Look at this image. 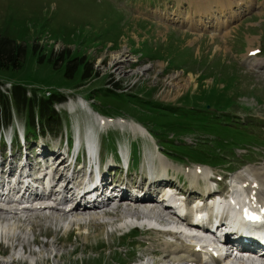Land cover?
Here are the masks:
<instances>
[{"label": "rangeland", "instance_id": "rangeland-1", "mask_svg": "<svg viewBox=\"0 0 264 264\" xmlns=\"http://www.w3.org/2000/svg\"><path fill=\"white\" fill-rule=\"evenodd\" d=\"M198 4L201 0H0V37L28 51L21 69L0 70V82L65 94L71 111L58 107L61 129L45 130L36 143L41 145L19 147L12 156L8 148L0 151V169L7 170V160L19 167L38 151L57 149L61 138L65 147V132L68 138L78 129L85 135L95 125V113L123 119L101 133L106 161L116 155L110 149L116 143L134 158L130 172H111L114 182L118 177L145 182L153 157L158 169L162 157L170 169L178 168L174 175L183 171L177 178L187 191H193L187 173L195 165L210 166L230 182L248 165L264 166V0L232 6L235 17L217 6L198 17ZM258 48L261 54L246 57ZM62 53L78 62L84 57L91 78H82L83 63L76 76L66 78L69 60L61 61ZM14 120L23 128L19 117ZM131 122L143 125L155 143L132 133ZM167 179L172 177L159 181ZM92 215L83 214L70 227L38 217L35 227L17 231L18 241L3 237L0 264H158L164 256L163 234L143 229L124 235V229L115 232L122 219L109 226L105 223L118 217Z\"/></svg>", "mask_w": 264, "mask_h": 264}, {"label": "bare ground", "instance_id": "bare-ground-1", "mask_svg": "<svg viewBox=\"0 0 264 264\" xmlns=\"http://www.w3.org/2000/svg\"><path fill=\"white\" fill-rule=\"evenodd\" d=\"M190 1L193 2L194 4L198 3V0H190ZM244 2L245 0H201V4H198L197 8L202 11H200V13L197 14V16L201 17L204 15H208L212 11L209 12L206 10H212L211 7L215 8L214 6H217V8L222 12H229L231 10L233 17H235L237 16V13L234 11L236 10V8L232 6L235 5L237 7V5H242L244 4ZM204 10L206 12H204ZM227 32L230 33V31H227ZM226 33H224V35ZM249 52H251V50H249ZM253 53L254 52H252V54ZM246 57L250 58L251 55L247 53ZM120 59L121 58L118 57L116 61L119 62ZM121 124L123 123L121 122ZM128 124L135 135L141 134L143 136H147L152 139V136L141 125L135 122H131ZM153 142L155 143V140H153ZM14 153H12L10 156H12ZM39 153H42V152L39 151ZM12 158L15 159V157H12ZM61 158H64V155H61ZM61 158L56 157L54 158V160H50L51 161L50 162V161H47L46 158L44 157L42 161H44L46 164L49 163V166L52 168V172L60 175L59 178H57V180L60 181L61 179L63 180L66 178L67 186L71 184L75 185L76 182H79L83 178L89 179L91 183L99 185L98 188H100L101 185L105 187L106 184H109L112 182V177L109 174V170L111 168L110 166L108 168L102 167L100 170L99 176L92 177L93 171L91 173L81 175L80 173H82V170L77 171L76 168L72 170V168L69 167L65 163V161H63ZM158 159H159L160 169L157 168L156 159L154 157L150 160V162H148V167H149L148 169H149L151 176L147 179L150 182H155V179L159 181L163 179L165 180V178H167L168 176H171L172 178L176 177L174 173L172 172L173 171L172 169H174L175 171H178V168L175 169L171 167L170 169L169 164L166 161H164L162 157L161 159L158 157ZM6 162L8 163L7 164L8 170L5 172V174H11L15 170L14 169L15 167L13 166L14 163H12L10 160H7ZM41 163L42 162L36 161L35 159L28 156L26 160H24L22 164L16 170L18 169L22 170L21 178L24 182L25 181L27 182L29 181V179L26 180V176L28 175L27 173L28 169L29 168L30 170L37 169ZM108 163L109 165L113 166L112 161ZM46 164H45V168H47ZM2 166H3V162L1 163L0 167ZM85 167L88 169L87 172L91 170L87 164H85ZM169 170H171L172 175H171V172H168ZM193 170L194 172L187 173V175L192 185L191 186L192 190L194 191V194H196L199 192L200 186L204 185L203 187H206L208 186V184L213 183V180L209 179V177L211 176L212 170L208 167H203L201 165L200 166L195 165ZM26 173L27 175H25ZM176 179H179V178L176 177ZM167 180L168 181H162L160 183L167 184V186H170L172 182H170L169 180L171 179H167ZM18 182L21 183L19 179H18ZM231 182L235 183V185H237L238 187L245 188L243 192L248 199L250 198V202L252 205L261 204L264 207V166L259 168L256 165H248L246 168H244V170L234 175L232 177ZM174 183H175V180L173 181L172 185H174ZM114 185H116L117 187H125L126 189H130L131 186H136L140 188V191H144L147 187H150V188L152 187V184L148 185L146 182L133 181V180H129V178L122 179V180L120 179L116 181ZM13 188L14 186L11 187V190ZM108 188H111V186H108ZM120 195L121 194H118L117 196L120 197ZM240 195L241 194L237 193L236 197H239ZM48 197L44 195L42 199L43 200L49 199ZM121 198L122 197H120V199ZM65 200H67L66 195L63 196L62 201L59 203L52 204V203H48L45 200V201H41L39 206L34 207L32 209H27L26 206L18 208V209L11 208L9 206L5 208H0V233L3 235V237H8L9 234L13 235L11 240L18 241L19 240L18 236H16L17 231H20L21 228L26 225L28 227H35L36 219L38 217L41 218L42 216H44L46 219L52 220L53 222L56 221L57 223H61L63 224L64 227L66 225L70 227L72 225H76L77 223H80L81 221H83L85 217L82 218V216L87 211H85V209L82 210L79 204L74 208V210L65 211L64 210L65 208L61 207L62 202H64ZM144 200H145L144 198H141V199H134L132 201H129V203L132 205H130L129 207L123 210H118L116 213L112 215L113 217H118L117 220H113L111 223L109 221L108 223H105V225H109V226L115 225L117 221H120L121 219H122L121 221H123V226L124 224H129L130 222H132L133 224L140 223L142 225L143 224L149 225V223L155 222V221L164 223L165 222L164 215L156 211L155 208L150 207L153 204V202H151L152 201L151 196L149 197L147 202H145ZM79 212H81L80 213L81 215H77V217L76 215H73L74 213H79ZM120 212H122V217L119 215ZM71 214L72 216L70 217ZM187 223L190 227L194 225L192 221H188ZM78 226H81V225H78ZM116 227L119 228L118 225H116ZM151 231L155 233L157 232L154 230H149L147 232H151ZM163 236L166 238V240L162 244L164 246V248H162L164 256L158 259L159 260L158 264H170V263L186 264V263H189L190 260H193L195 258V246L190 243H184V242L179 243L180 239L183 238V237H180V233L178 232L164 233ZM187 240L189 241L190 239H187ZM22 249L24 251V247ZM213 264H227V263L217 262ZM238 264H243V263H238ZM245 264H248V263H245ZM250 264H255V261L251 262Z\"/></svg>", "mask_w": 264, "mask_h": 264}, {"label": "trees", "instance_id": "trees-1", "mask_svg": "<svg viewBox=\"0 0 264 264\" xmlns=\"http://www.w3.org/2000/svg\"><path fill=\"white\" fill-rule=\"evenodd\" d=\"M27 52L26 47L13 42L7 37H0V70L21 69L26 60ZM65 58L64 53H62L61 61ZM66 59L69 60L65 72L66 78H72L75 74L77 75L81 63H83L84 68L82 78L84 80L91 78L92 73H89L90 65L84 62V57L79 62L71 56ZM2 85L3 83L0 82V126L2 123L5 125L12 123L16 115L21 120H25L28 135L33 138L38 137V134L43 133L45 130L57 131L61 129V118L55 111L54 105L66 102L65 96L53 94L47 98L39 96L36 92L29 96L28 89L22 85H15L10 91L3 92L1 89Z\"/></svg>", "mask_w": 264, "mask_h": 264}]
</instances>
